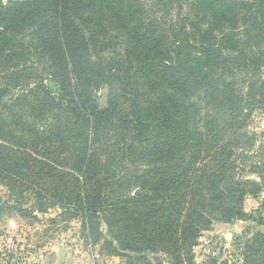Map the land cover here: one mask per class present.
I'll use <instances>...</instances> for the list:
<instances>
[{
    "label": "trees",
    "instance_id": "1",
    "mask_svg": "<svg viewBox=\"0 0 264 264\" xmlns=\"http://www.w3.org/2000/svg\"><path fill=\"white\" fill-rule=\"evenodd\" d=\"M256 112L264 0H0V217L59 209L102 256L197 264L215 222L253 221L264 146L259 181L235 157ZM203 264H264V232Z\"/></svg>",
    "mask_w": 264,
    "mask_h": 264
},
{
    "label": "rangeland",
    "instance_id": "2",
    "mask_svg": "<svg viewBox=\"0 0 264 264\" xmlns=\"http://www.w3.org/2000/svg\"><path fill=\"white\" fill-rule=\"evenodd\" d=\"M7 0H3L6 2ZM107 33L117 34L122 43H129L130 39L124 31L125 27L114 23H107ZM105 55H99L104 58ZM95 59H98L97 57ZM142 78V76H139ZM149 96L152 93L148 92ZM109 91L107 88L102 89L96 94V101L101 108L107 106ZM155 102V98H154ZM249 130L256 135L253 147H245L236 152L235 161L238 165V175L242 178L259 181L258 177L251 173L250 168L262 162V156L259 150L264 146V114L256 112L250 124ZM8 192L0 185V197L7 199ZM244 208L251 215V220H236L230 224L215 222L209 231L202 233L195 247L194 253L197 264H203L211 257L218 258L219 263L222 261H235L240 259V253L244 249L248 240L252 239L257 232H264V187L262 192L256 197L248 196L244 203ZM15 215L0 217V264H38L39 256H42L41 249L46 247L52 238L63 232H73L76 221L66 222L63 220L61 210L54 209L47 215H38L39 222L32 219H23ZM54 219L55 222L50 220ZM67 219V218H65ZM83 248H89L86 240L81 238ZM99 249L98 247H96ZM150 259L153 255H148ZM109 264H127L126 260L116 259ZM139 264V263H132Z\"/></svg>",
    "mask_w": 264,
    "mask_h": 264
},
{
    "label": "crops",
    "instance_id": "3",
    "mask_svg": "<svg viewBox=\"0 0 264 264\" xmlns=\"http://www.w3.org/2000/svg\"><path fill=\"white\" fill-rule=\"evenodd\" d=\"M68 231L55 235L50 243L41 249L42 256H39L38 264H109L116 262V259L120 260L117 257L100 255L96 247L83 248L79 236L80 223H76L73 232ZM61 248L66 250L64 262L59 255Z\"/></svg>",
    "mask_w": 264,
    "mask_h": 264
},
{
    "label": "water",
    "instance_id": "4",
    "mask_svg": "<svg viewBox=\"0 0 264 264\" xmlns=\"http://www.w3.org/2000/svg\"><path fill=\"white\" fill-rule=\"evenodd\" d=\"M60 258L62 260V262H64L65 259V255H66V250L64 248H61L60 252H59Z\"/></svg>",
    "mask_w": 264,
    "mask_h": 264
}]
</instances>
